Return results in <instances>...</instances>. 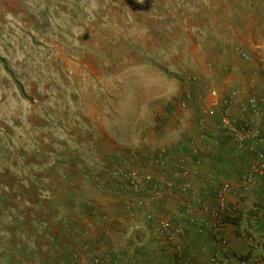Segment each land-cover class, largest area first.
<instances>
[{
  "label": "rangeland",
  "instance_id": "obj_1",
  "mask_svg": "<svg viewBox=\"0 0 264 264\" xmlns=\"http://www.w3.org/2000/svg\"><path fill=\"white\" fill-rule=\"evenodd\" d=\"M263 51L264 0H0V211L54 186L152 206L118 172L161 164L147 142L181 117L219 120L214 89L235 107Z\"/></svg>",
  "mask_w": 264,
  "mask_h": 264
},
{
  "label": "crops",
  "instance_id": "obj_2",
  "mask_svg": "<svg viewBox=\"0 0 264 264\" xmlns=\"http://www.w3.org/2000/svg\"><path fill=\"white\" fill-rule=\"evenodd\" d=\"M241 67L246 76L257 72L258 65L251 61ZM256 77L253 87L264 98V74ZM253 87L248 79L233 86L232 93L239 94L234 105ZM196 117L192 131L184 116L180 118L183 124L168 130L161 143L159 137L158 142H147L149 149L168 143L161 164L148 162L143 170L151 176L149 187L160 190L158 197L148 196L155 204L126 200L127 204L120 205L122 196L111 197L107 191L73 197L67 188L61 191L55 186L44 197L42 192L23 196L27 205L0 211V264H52L88 251L110 254L120 264H264V175L256 177L250 192L229 195L224 215L235 222L223 223L210 211L222 183L241 192V177L256 157L239 148L220 129L218 119L204 122L199 114ZM257 123L264 124V120ZM121 130L119 126L118 136ZM148 214L170 216L173 227L182 232L167 239Z\"/></svg>",
  "mask_w": 264,
  "mask_h": 264
},
{
  "label": "built area",
  "instance_id": "obj_3",
  "mask_svg": "<svg viewBox=\"0 0 264 264\" xmlns=\"http://www.w3.org/2000/svg\"><path fill=\"white\" fill-rule=\"evenodd\" d=\"M213 101L208 113L213 115L215 109L222 107L223 111L219 115V127L223 130L241 149H246L250 154L255 155L256 161L242 175L241 192L235 189L230 183H222L216 191V204L210 210L216 217L222 219V216L227 212V200L229 195L243 196L250 192L252 185L258 175H264V124L258 125L259 119L264 120V98L258 93L249 94L244 100L239 102L235 107L231 102L222 101L217 90L211 92ZM232 105V106H231ZM238 115H243L244 118L239 119ZM162 151L158 161L161 159ZM119 175L127 177L131 188L134 191L139 190L141 185L150 180L151 176L147 173H129L123 171L118 172ZM181 191L185 192L186 187H181ZM159 232L164 236L173 240L182 232L180 227H173V220L170 216L157 218L152 214L147 215ZM52 264H120V261L114 259L110 254H98L86 252L83 255L72 254L69 258H64L53 262ZM241 264H249L241 262Z\"/></svg>",
  "mask_w": 264,
  "mask_h": 264
},
{
  "label": "trees",
  "instance_id": "obj_4",
  "mask_svg": "<svg viewBox=\"0 0 264 264\" xmlns=\"http://www.w3.org/2000/svg\"><path fill=\"white\" fill-rule=\"evenodd\" d=\"M221 220H222L223 223H227V222L233 223V222H235V219L230 218L229 215L222 216V219Z\"/></svg>",
  "mask_w": 264,
  "mask_h": 264
}]
</instances>
